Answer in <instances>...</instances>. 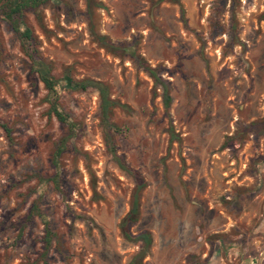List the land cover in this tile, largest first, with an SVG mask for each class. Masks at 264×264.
<instances>
[{
	"label": "rangeland",
	"instance_id": "1",
	"mask_svg": "<svg viewBox=\"0 0 264 264\" xmlns=\"http://www.w3.org/2000/svg\"><path fill=\"white\" fill-rule=\"evenodd\" d=\"M25 28L0 17V264H264V0H50ZM30 57L106 88V122Z\"/></svg>",
	"mask_w": 264,
	"mask_h": 264
},
{
	"label": "trees",
	"instance_id": "2",
	"mask_svg": "<svg viewBox=\"0 0 264 264\" xmlns=\"http://www.w3.org/2000/svg\"><path fill=\"white\" fill-rule=\"evenodd\" d=\"M48 1L50 0H1L0 17L8 23V25L11 27V30L20 37L21 43L24 44L30 40V32L26 28L23 29V31H19L22 12L24 10L36 11L40 6L44 5ZM90 35L102 47H105L110 50H114L117 48L113 45H109L104 36L95 35V33L92 31L90 32ZM30 59H31L30 73L36 74L39 82L43 85L44 89L47 91L48 94H54L55 92L54 88L55 86L58 85L73 90H83L87 87H91L95 89L100 99L101 115L103 121L106 122L108 109L111 105H113V103L111 100L108 99L106 88H104L100 83L91 80L72 82L68 77H63L60 80H55L50 75V70L43 61L32 57H30ZM148 73L153 78V81L156 84H159V86L161 87L162 95H163V104L164 107H166L169 99L167 98L166 95L165 86L160 83L159 79L155 76V74L152 71L149 70ZM51 110L58 122L60 123L65 122L64 116L60 112H58L54 106H52ZM118 166L132 180L134 184L130 209L119 224L120 232L125 240L133 243H139L142 249L147 248L150 244V238L147 233H141L133 237L130 235L128 230L129 226L134 224L137 220L138 207H139L138 194L141 191V189L145 186V183L137 171L129 168L121 167V165ZM128 264H134V262L131 260Z\"/></svg>",
	"mask_w": 264,
	"mask_h": 264
}]
</instances>
